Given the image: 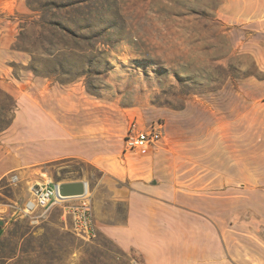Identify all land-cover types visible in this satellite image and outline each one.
Masks as SVG:
<instances>
[{
    "label": "rangeland",
    "instance_id": "obj_1",
    "mask_svg": "<svg viewBox=\"0 0 264 264\" xmlns=\"http://www.w3.org/2000/svg\"><path fill=\"white\" fill-rule=\"evenodd\" d=\"M49 1L59 0H0L2 145L1 129L23 103L69 123L95 154L120 156L132 121L198 137L239 116L245 90L263 94L243 82L264 78L255 59L264 54V34L226 26L217 15L224 0H73L71 9L33 11ZM21 171L0 181V264H141L98 232L81 241L58 210L37 225L20 215L31 183L45 174L88 184L96 226L120 221L123 205L98 169L65 159Z\"/></svg>",
    "mask_w": 264,
    "mask_h": 264
},
{
    "label": "crops",
    "instance_id": "obj_2",
    "mask_svg": "<svg viewBox=\"0 0 264 264\" xmlns=\"http://www.w3.org/2000/svg\"><path fill=\"white\" fill-rule=\"evenodd\" d=\"M217 15L228 27L264 34V0H224ZM255 59L264 71V54ZM255 82L261 96L249 88ZM243 84L249 100L239 116L198 137L162 130L156 144L121 149L120 156L95 154L69 123L23 103L3 130L0 181L17 171L22 177L25 168L80 159L102 173L124 208L120 221L95 224L97 232L136 252L141 264H264V78ZM54 210L68 229L58 206L45 218Z\"/></svg>",
    "mask_w": 264,
    "mask_h": 264
},
{
    "label": "built area",
    "instance_id": "obj_3",
    "mask_svg": "<svg viewBox=\"0 0 264 264\" xmlns=\"http://www.w3.org/2000/svg\"><path fill=\"white\" fill-rule=\"evenodd\" d=\"M163 125L160 122H152L145 127H140L136 121L130 122L123 137L122 152L130 153L143 147L154 145L162 138ZM30 186V198L20 209L22 218H26L30 224H39L47 212L54 206L62 209L67 221L68 230L77 238L91 242L97 237L94 222L92 197L88 190L82 196L61 197L59 195V182L46 178ZM18 181L17 175L10 177L11 183ZM40 213H37L38 210Z\"/></svg>",
    "mask_w": 264,
    "mask_h": 264
},
{
    "label": "water",
    "instance_id": "obj_4",
    "mask_svg": "<svg viewBox=\"0 0 264 264\" xmlns=\"http://www.w3.org/2000/svg\"><path fill=\"white\" fill-rule=\"evenodd\" d=\"M88 184L84 181H74L59 184L61 197H78L86 193ZM4 210V209H3Z\"/></svg>",
    "mask_w": 264,
    "mask_h": 264
},
{
    "label": "trees",
    "instance_id": "obj_5",
    "mask_svg": "<svg viewBox=\"0 0 264 264\" xmlns=\"http://www.w3.org/2000/svg\"><path fill=\"white\" fill-rule=\"evenodd\" d=\"M75 3H77L76 1H73V0H59V1H49V2H45L44 4L42 5H39L38 9H35L33 11H41L42 13L45 12H52L54 11V9H58V8H68V9H71L73 7H75ZM28 6L30 7V5L28 4ZM137 123L139 124V126L141 125L142 122H138ZM9 126L7 127H4L3 129H1L2 131L3 130H6ZM141 127V126H140ZM80 239V238H78ZM81 241H83L82 239H80ZM83 242H87V241H83Z\"/></svg>",
    "mask_w": 264,
    "mask_h": 264
}]
</instances>
